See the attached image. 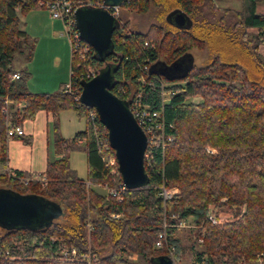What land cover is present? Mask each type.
<instances>
[{
	"label": "trees",
	"instance_id": "trees-1",
	"mask_svg": "<svg viewBox=\"0 0 264 264\" xmlns=\"http://www.w3.org/2000/svg\"><path fill=\"white\" fill-rule=\"evenodd\" d=\"M258 1L245 0L231 14L213 0H123V7L139 12L158 8L156 23L141 32L118 18L111 53L101 59L92 48L86 60L71 56L68 82L55 91L34 92L26 85L27 67L15 68L13 56H32L36 40L21 27L19 14L39 6L38 1L0 0V188L62 210L48 225L0 226V264H135L134 254L157 264L160 256L169 257L170 246L181 264L175 223L188 218L202 246L190 264H247L264 255V56L258 52L264 13L256 11ZM173 10L189 22H168ZM213 37L236 51L219 48ZM192 47L208 49L205 64L182 62ZM107 63L114 67L111 91L122 98L140 92L142 103L160 110L163 120L164 145L160 142L144 158L146 184L126 188L121 200L95 188L116 186L121 176L105 126L98 116L89 120L91 107L75 99L80 80L88 78L85 68L97 73ZM68 83L71 90L65 91ZM162 90L168 91L163 107ZM6 98L10 116L2 112ZM19 102L25 106H16ZM41 109L51 112L54 122L61 110L73 109L85 127L69 138H55L60 156L48 158L37 174L43 179H35L28 171L6 169V128ZM77 149L86 154V179L69 162V152ZM161 183L178 192L164 201L158 194ZM211 206L233 216L212 224L206 216ZM165 221L172 225L164 228ZM163 228L166 237L156 247Z\"/></svg>",
	"mask_w": 264,
	"mask_h": 264
},
{
	"label": "water",
	"instance_id": "water-1",
	"mask_svg": "<svg viewBox=\"0 0 264 264\" xmlns=\"http://www.w3.org/2000/svg\"><path fill=\"white\" fill-rule=\"evenodd\" d=\"M120 4L122 0H105ZM173 22L183 26L189 22L180 10L172 12ZM79 36L88 42L97 57L104 59L112 51V32L118 19L103 8L81 6L74 11ZM114 67L107 63L94 76L80 80V103L93 107L99 121L107 130V139L114 151L121 182L127 188L144 186L147 171L144 152L147 136L136 121L129 100L111 91ZM62 213L61 208L29 194H19L0 188V226L37 227L48 225ZM157 264H172L168 257L160 256Z\"/></svg>",
	"mask_w": 264,
	"mask_h": 264
},
{
	"label": "rangeland",
	"instance_id": "rangeland-1",
	"mask_svg": "<svg viewBox=\"0 0 264 264\" xmlns=\"http://www.w3.org/2000/svg\"><path fill=\"white\" fill-rule=\"evenodd\" d=\"M214 1L218 6L221 7L226 6L234 9H238L241 5V0H214ZM260 2L257 11L263 12L264 0H261ZM36 8H43L51 18L48 9L41 6H37ZM158 10L159 9L156 7H151L146 12H139L134 9H130L128 7L126 8L120 5L119 18L122 21H127L128 27L130 29L143 32L150 27V24L156 23L157 21L156 16ZM172 12L166 15V19L169 20L168 22H173ZM233 13H236V11L232 10L231 14ZM19 15H20L21 27L25 29V22H26L27 23L26 28H28L31 31L32 35L30 33L29 34L32 37H34L36 41H38L39 43L35 47V55L32 59L33 60L32 62H30L31 58L29 60H26L22 54L15 53V55L13 56V66L24 67L25 64H29L28 65L29 71H31L32 68L35 69L36 73L33 76L34 84L39 83L41 85H31L30 87L31 89L35 91H47V92L54 91L56 88L55 86H53L52 82L55 80L56 77L58 79L60 77L66 76L67 78L64 79L67 82L69 81V77H70L69 57L71 58V53L69 55L70 52V48L68 45L69 39L67 34L65 33L64 26L61 24V28L57 29L55 33L57 34V36L65 38V42H67V51L65 55L63 54L64 52L61 44L58 43L57 39L53 38L54 35L50 33V30L47 26L43 28L35 26L33 24V18L31 16L30 19L26 17V12L20 13ZM233 19L234 17L232 18V21ZM58 21H60V18H58ZM215 23L217 22L215 21ZM213 40L215 41L216 46H220L219 48L229 49L232 52L236 51V48L233 45L228 46L225 43L226 46H224L220 41V39H218V37L215 38L213 37ZM209 57H210V53L208 52L207 48L192 47L184 55L183 57L184 61L182 62L187 63V61H189L190 63H194L196 65H203L208 61ZM191 100L196 101L197 98H191ZM59 118L60 119L57 127L49 125V130L51 129L50 134L52 137V141H54L58 135L71 137L76 130L83 129L84 127V118L77 120L74 115V112L71 110L62 111V113H60ZM69 162L70 165L75 168L76 173L79 177H82L84 179L87 177L86 156L83 150L77 149L70 151ZM3 169L4 168L0 162V172L3 171ZM31 177L35 179L38 178L42 179V176L37 177L32 175ZM95 188L100 192L106 191L105 188L99 186H95ZM214 213L217 214V216L221 220H226L233 216L232 211L221 208H219L217 211L214 210ZM58 218L59 217H56L55 219L58 220ZM196 233L197 232L194 230L191 218L184 220V224L180 225L176 230L175 234L180 239L181 245L183 247L180 253L179 263L190 264L194 260L195 251L200 250L202 248V246L199 243V240L197 239ZM132 260L135 264H153V263H148L142 256L137 254L132 255Z\"/></svg>",
	"mask_w": 264,
	"mask_h": 264
},
{
	"label": "built area",
	"instance_id": "built-area-1",
	"mask_svg": "<svg viewBox=\"0 0 264 264\" xmlns=\"http://www.w3.org/2000/svg\"><path fill=\"white\" fill-rule=\"evenodd\" d=\"M39 6H43L46 9H48L49 14L54 18H60L63 22V26L65 29V33L68 36L69 39V45H70V53L71 56L76 57L80 60H86L88 57L92 54V46L83 40L76 29L75 25V19H74V11L81 6H88V7H96V8H103L107 10L111 15H113L116 19L119 18V8L120 5H122V2L120 4H112L108 3L105 0H37ZM86 75H88V78L94 76L96 74V71L92 66H87L85 68ZM14 78L18 77L17 73L13 74ZM87 78V79H88ZM83 79V78H82ZM71 90V84L68 83L67 88L65 91ZM81 87L75 90L77 93L75 96V99L79 100ZM120 94L125 95L124 89L119 90ZM161 106L165 104V102L168 100V91L162 90L161 91ZM125 98V97H124ZM129 100V107L136 118V121L138 124L142 127L144 132L147 136V145L144 152V158H147L150 155L151 149L155 146H158V144L161 142V146L164 145L162 142V127H163V120L161 119V112L157 109H150L146 107L142 101H141V93L136 92L129 96L128 98H125ZM80 102V101H79ZM10 103L9 99H4V105L2 107V112L6 116H10V113L8 112V105ZM16 106L22 107L25 106L24 102H19ZM95 116L97 115L96 110L91 107L88 110L87 117L89 120L93 121ZM24 133V130L20 124H10L6 128V135L8 137H11L13 135H22ZM171 137H168V140H170ZM209 151H213L214 149L207 147L206 148ZM103 158V157H102ZM149 164V162H148ZM37 176L38 175H33ZM43 179V177H42ZM26 182V181H25ZM127 187L124 186L122 182H119L116 186H105L106 192L113 196L116 200H121L123 193ZM178 190L176 187L168 188L164 183H161L158 188V194L161 196V198L166 201L169 200L175 193H177ZM114 217H117V213L112 214ZM207 219L212 224L221 223L225 220H221L215 213L212 208V206L209 208L207 212ZM227 220V219H226ZM184 224V220H180L175 223V225H182ZM170 224L169 222H164L163 227H167ZM162 229L158 232L157 239L154 242V245L156 247H160L163 245V241L166 237L165 229ZM173 246H170L168 249L169 257L172 261V264H176L173 259ZM72 255L75 254V248L71 247L70 250H68ZM60 262L59 264H61ZM247 264H264V255H257V258Z\"/></svg>",
	"mask_w": 264,
	"mask_h": 264
},
{
	"label": "crops",
	"instance_id": "crops-1",
	"mask_svg": "<svg viewBox=\"0 0 264 264\" xmlns=\"http://www.w3.org/2000/svg\"><path fill=\"white\" fill-rule=\"evenodd\" d=\"M245 0H241V5L238 9L230 8V7H221V8H229L231 10H240L242 5L244 4ZM259 0L256 3V11L259 5ZM214 4L216 5L215 1L213 0ZM261 4V2H260ZM218 6V5H216ZM43 7V6H41ZM258 12V11H257ZM259 13H264V11H259ZM30 16L33 18V24L35 26H38L40 28H43L47 26L50 30V33H52L54 36V39H57L58 43L61 44L63 49V54H66L67 51V42H65V38L57 36L55 33L57 29L61 28V24L63 25L62 20L58 21V18H54L51 16L49 17L48 13L43 8H32L26 12V17L30 19ZM26 22H25V31L32 35L31 31L26 28ZM246 31L248 33H254L256 30L254 28H247ZM36 40V39H35ZM39 42L36 41L35 47ZM69 45V44H68ZM35 47L34 52L32 53L31 60L32 62L33 57L35 55ZM70 48V45H69ZM258 52L264 56V42L259 43L258 45ZM70 55V52H69ZM29 64H25L27 67V70ZM18 68V67H15ZM69 71H70V57H69ZM29 77L26 80V85L30 91L34 92H47V91H35L31 89V85H41L39 83L34 84L33 76L36 73L35 69L32 68L31 71H29ZM67 75V74H66ZM65 77H60L52 82L53 86H55V90L59 88V86L62 83H65ZM57 86V87H56ZM54 90V91H55ZM65 110H71L74 112V115L77 120H80V118L76 112L73 109H64L61 110L57 116L56 122H54V118L51 114V112H47L45 110H38L33 118L25 119L20 125L22 126L24 133L19 137H10L7 142V170H24L30 172L32 175H37L41 171L44 170V167L46 165V161L48 158H58L60 156V153L55 152L54 148V141H52L51 137V129L49 130V125L57 127L59 123V116L62 111ZM84 127H85V120H84ZM83 127V128H84ZM80 130V129H78ZM77 131V130H76ZM75 131V132H76ZM74 132V133H75ZM73 133V134H74ZM69 138L70 136H62ZM23 139H28V142L24 141ZM85 153V152H84ZM86 156V154H85ZM87 164V163H86ZM72 167V166H71ZM74 168V167H73ZM75 169V168H74ZM4 170V169H3ZM82 178V177H81ZM84 179V178H83ZM86 179V178H85ZM103 188V187H102ZM105 193V192H104Z\"/></svg>",
	"mask_w": 264,
	"mask_h": 264
},
{
	"label": "flooded vegetation",
	"instance_id": "flooded-vegetation-1",
	"mask_svg": "<svg viewBox=\"0 0 264 264\" xmlns=\"http://www.w3.org/2000/svg\"><path fill=\"white\" fill-rule=\"evenodd\" d=\"M187 24V22L184 23V25Z\"/></svg>",
	"mask_w": 264,
	"mask_h": 264
}]
</instances>
